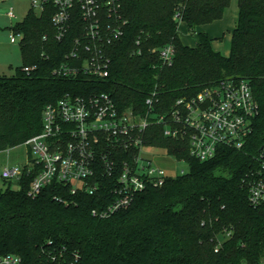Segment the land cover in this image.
<instances>
[{
  "label": "trees",
  "instance_id": "1",
  "mask_svg": "<svg viewBox=\"0 0 264 264\" xmlns=\"http://www.w3.org/2000/svg\"><path fill=\"white\" fill-rule=\"evenodd\" d=\"M231 2L121 0L125 34L107 50L111 64L108 78L102 81L62 79L55 74L68 62L78 33L68 34L62 42L56 39L52 3L40 14L31 9L16 24L13 32L22 34L23 65L15 76L0 77V152L39 135L45 108L67 94L106 93L121 111L167 117L180 99L228 80L246 81L259 112L243 150L223 148L205 162L190 155L188 141L165 137V123L151 124L146 145L185 160L188 173L138 194L129 208L109 216L101 213L114 201V194L104 190L73 194L68 186L54 182L31 197L37 173L26 172L17 182L18 190L0 189V257L15 255L23 264L264 261V205L251 204L244 182L264 150V0H238L239 17L228 57L213 49L206 32L198 33L195 47L185 45L179 36L181 23L195 33L222 20ZM168 45L175 48V58L165 67L153 51Z\"/></svg>",
  "mask_w": 264,
  "mask_h": 264
},
{
  "label": "built area",
  "instance_id": "2",
  "mask_svg": "<svg viewBox=\"0 0 264 264\" xmlns=\"http://www.w3.org/2000/svg\"><path fill=\"white\" fill-rule=\"evenodd\" d=\"M48 3L56 8L52 18L56 39L62 42L68 34L78 33L67 55L68 62L55 71L57 77L95 81L108 78L111 60L107 50L125 34L121 0H31L32 9L36 12L39 8L38 14ZM7 16L15 18L13 9ZM21 39L22 34L12 31V44L20 43ZM153 52L158 53L163 66L173 64L172 45ZM30 70L24 69L27 73ZM152 102L147 101L150 108ZM258 112V103L246 81L228 80L190 99H180L167 117L121 111L106 93L89 97L67 94L45 108L42 132L24 144L28 147L27 163L4 168L1 177L4 181L18 182L26 172L35 171L31 197H37L54 182L68 186L73 194L107 191L115 198L101 216H109L129 208L138 194L161 188L170 178L188 173L181 170L179 174H170L154 162L150 150L157 149L164 152L165 158L188 166L166 149L146 145L145 133L151 124L165 123V137L188 141L190 155L205 162L215 158L223 148L243 150ZM256 162L244 182L251 204L262 206L264 150ZM0 264H23V261L18 256L6 255L0 257Z\"/></svg>",
  "mask_w": 264,
  "mask_h": 264
},
{
  "label": "rangeland",
  "instance_id": "3",
  "mask_svg": "<svg viewBox=\"0 0 264 264\" xmlns=\"http://www.w3.org/2000/svg\"><path fill=\"white\" fill-rule=\"evenodd\" d=\"M11 9H13L15 14L14 19H10L7 16V13ZM31 9V0H0V77L15 76L18 68L23 65L19 41L16 44H12L10 42V35L12 34L13 28L16 24L25 20ZM35 10L36 12H39V8H36ZM233 11L237 12L236 15L239 17L238 0H232L227 14L230 15ZM234 23L235 22L233 21L232 24L226 28V30H221L222 23H218V27L212 34L214 38H217L214 43L216 49L219 47L222 52H225L227 49H231V31L235 25ZM200 30L202 32L206 31L205 28H201ZM179 36L184 44L190 47H195L198 42V31L190 33L185 23H181L179 26ZM150 153L153 155L152 158L154 162L170 174H179L181 170H184L185 172L188 171V166L185 163L175 162L172 159L165 158L164 152L161 150L152 149L150 150ZM27 160L28 147L24 145L8 151L0 152V189L6 190L10 186L14 190L19 189L16 181H4L1 174L4 168L25 165Z\"/></svg>",
  "mask_w": 264,
  "mask_h": 264
},
{
  "label": "crops",
  "instance_id": "4",
  "mask_svg": "<svg viewBox=\"0 0 264 264\" xmlns=\"http://www.w3.org/2000/svg\"><path fill=\"white\" fill-rule=\"evenodd\" d=\"M238 11H239V7H238ZM227 12H228V9L225 11V14H224V17H223V19L222 20H220V21H216V22H214L213 24H210V25H207V26H204V27H202V28H205L206 29V33L210 36V38L213 40V42H212V46H213V49L216 51V52H219V53H221L222 55H224V56H226V57H228L229 55H230V52H231V49H227L225 52H222L221 51V49L219 48V47H217L218 49H216V47H215V39H217V38H214L213 36H212V34H213V32H215V29L218 27L217 25H219L218 23H222L221 24V30H226V28L227 27H229L231 24H232V22L234 21L235 23V25H234V27H233V29H232V31L234 30V28L236 27V24H237V21H238V17H237V12H235V11H233V12H231V14L230 15H228L227 14ZM201 28H198L197 29V31H198V33H200V32H202L201 30H200ZM231 31V32H232ZM182 40V39H181ZM198 40V39H197ZM231 40H232V37H231ZM183 42V41H182ZM184 43V42H183ZM220 49V50H219Z\"/></svg>",
  "mask_w": 264,
  "mask_h": 264
},
{
  "label": "water",
  "instance_id": "5",
  "mask_svg": "<svg viewBox=\"0 0 264 264\" xmlns=\"http://www.w3.org/2000/svg\"><path fill=\"white\" fill-rule=\"evenodd\" d=\"M263 151V149L261 150V152Z\"/></svg>",
  "mask_w": 264,
  "mask_h": 264
}]
</instances>
